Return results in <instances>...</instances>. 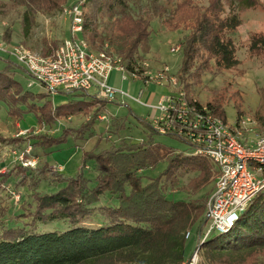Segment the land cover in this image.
<instances>
[{
	"label": "trees",
	"instance_id": "obj_1",
	"mask_svg": "<svg viewBox=\"0 0 264 264\" xmlns=\"http://www.w3.org/2000/svg\"><path fill=\"white\" fill-rule=\"evenodd\" d=\"M0 1L23 7L13 24L18 25L15 32L26 45L39 26V14L54 17L67 4V0ZM159 1L84 0L81 34L89 49L105 51L117 58L126 72L141 75L143 60L151 54L153 29L152 16L140 14V10L144 5ZM100 15L115 18L120 35L116 34L113 25L100 29L97 25ZM201 18L199 21L196 18L192 31L182 39V59L179 70L173 74L178 78L177 88L198 106L203 103L190 97L188 88L212 66L229 70L240 63L238 46L231 34L241 24L239 16L233 14L219 21L208 14ZM5 34L10 36L9 32ZM63 40L42 38V53L47 55ZM249 50H264V31L252 34ZM14 62L19 70L7 64L0 68V105H6L10 116L18 120L24 119L26 113H34L44 124L45 132L41 131L35 137L30 135L33 146L41 145L46 149L45 154H51L67 138L68 132H75V137L83 140L88 138L86 134H93L94 123L103 114L108 100L95 93L76 90L67 93L70 98L66 101L53 104L49 92H34L23 84L21 77L30 78V74L22 64ZM206 106L214 115L227 120L221 103L207 102ZM76 115L85 118L80 127L67 128L60 136L49 133L60 120H72ZM87 115L91 118L87 119ZM140 120L147 128V136L142 142L122 139L119 144L99 152L84 150L83 165L76 175L65 177L59 171L51 177L33 175L31 180H34L24 185L28 193L21 195L17 203L10 193L0 196L1 215L15 207L9 218L22 215L27 218L22 224L0 225V264H184L188 241L193 238V234L190 238L186 233L193 230L197 240L194 248L199 249L203 264H245L252 254L262 253L264 189L254 196L228 230L206 235L207 230L201 228L208 225V191L197 195L194 201L174 199L168 196L166 182L176 183L179 174L193 171L197 175L192 183L201 192L202 188L215 183L218 169L203 154H194L189 146L186 152L157 140L156 135L162 134L155 131L146 118L140 117ZM108 123V130L110 126L117 130L124 127L125 118L116 116ZM89 160H93L96 172L92 187L91 179L83 172ZM162 161L166 162L165 179L155 177L143 182L141 172ZM21 168L34 169L22 165ZM53 175L55 179H52ZM44 181L55 188L42 187ZM106 196L107 200L103 201ZM7 199H11L12 204ZM18 208L24 211L18 213ZM52 221H63L65 228L39 229L40 223ZM198 233H202L201 237Z\"/></svg>",
	"mask_w": 264,
	"mask_h": 264
},
{
	"label": "rangeland",
	"instance_id": "obj_2",
	"mask_svg": "<svg viewBox=\"0 0 264 264\" xmlns=\"http://www.w3.org/2000/svg\"><path fill=\"white\" fill-rule=\"evenodd\" d=\"M82 2L83 0H67L64 8ZM22 8L17 3L11 4V2L3 3L0 1V68L7 64L19 70L14 62L18 61L9 53L10 50L17 46L28 47L42 53V38L46 37L49 41L58 38H71V20L62 10L54 17L40 13L38 18L39 26L35 29L31 41H28V45H26V42L21 43L20 37L15 32L18 29V25H14L13 22L18 20L19 10ZM140 14L152 16L151 54L150 57L143 60V64L147 63V70L154 74L161 73L166 67L169 69L170 74L177 73L182 59L181 41L192 31L196 18H199L197 19L199 21L202 19L201 16L204 17L205 14H208L211 15L212 19L216 18L219 21V19L237 14L241 19V24L231 34L238 46L237 57L240 60L239 65L229 70H218L212 66L206 73L202 74L198 82L188 88V91L190 97L193 96L194 99L200 100L203 105H206L207 102L221 103L226 111V121L229 123L242 125V120H246L248 117L253 121L254 131L256 133H264V50H249L252 34L264 31V0H161L153 5H144L140 10ZM100 16L101 19L97 22L100 29L113 25L116 34L120 35V31L117 30L119 28L115 26L117 23L115 18L108 19L107 16ZM5 32H9L10 36L7 37ZM75 38L79 41L83 39L86 42L81 33L77 34ZM174 48H177L178 51H172ZM53 51L52 48L47 53L50 54ZM116 71L118 73H116L117 75L112 81L114 84L112 87L133 97H139L140 91L144 90L145 93L141 100L150 106L156 105L161 96H168L176 89L165 83V81L162 84L150 82L149 85H145L141 78L133 79L128 72L125 73L127 79L123 81L122 71ZM21 78L26 87H29L28 83L33 82V85L29 87L32 91L48 92V89L39 81H35L31 77ZM149 93L151 96L147 98ZM69 98L70 95L65 93H57L51 96L53 104L64 102ZM154 111L155 109L152 107L120 96L119 99L106 103L103 114L107 117L96 120L92 130L93 134L91 136L86 134V137H88L86 140L76 138L75 132H68L67 138L59 143L53 153L45 154L46 149L41 145L33 146L30 137V135L35 137L41 131H46L44 124L38 121L36 115L34 113H26L24 119L18 120L16 117L10 116L6 105H0V196L6 195V193L11 194L10 190L12 189L19 193L20 197L21 195L25 196L28 193V189L24 185L34 180H31L33 175L51 177L55 171L63 173L65 177L76 175L83 165L81 157L84 150L93 149L95 152H99L113 144H119L122 139L142 142L147 136L145 131L147 128L141 122L140 117L152 119L154 118ZM239 111L240 114L238 115ZM116 116L125 118L124 127L116 130L114 126H110L108 130V121H112ZM86 118L90 119L91 116L87 115ZM84 120L85 118H80L79 115L74 116L72 120L64 118L49 133L55 132L56 136H60L67 128L80 127ZM26 128L28 132L21 133ZM249 136L254 137L253 134ZM156 138L167 146L181 151H189L185 142L169 135H156ZM21 140H25V142ZM22 146H32L33 154H39L36 155L38 160L34 169L21 168V163L16 159L14 152ZM57 160L65 163V170L56 166ZM211 163L215 166L213 162ZM43 167H45V172H43ZM165 168L166 162L162 161L155 167L144 169L141 172L143 182L155 177H162L164 180ZM40 171H42L41 175ZM83 172L86 177L91 179L90 186H94L96 172L93 169V160L87 162ZM30 173L32 175H29ZM179 175L180 179L178 182L171 183L170 180L166 182L168 196L174 199L187 198L194 201L197 195L200 196L208 191L207 205L215 190L214 181L212 180L213 183L206 188H202L204 190L200 192V190L197 191L195 183H192L193 177L197 175L196 172L191 171L190 173ZM55 178L53 175L52 179ZM42 187L47 190L55 188L52 185H48L47 181L42 183ZM193 193H195L194 196L191 195ZM107 196L103 198V201L107 200ZM12 198L16 201L13 195ZM7 201L12 204L11 199H7ZM14 210L16 208L12 207L10 211L1 215L0 208V225L14 226L16 223L22 224L23 220L27 219L23 215L9 218L8 216ZM17 211L20 213L24 210L18 208ZM64 228L63 221L39 224L40 230H61ZM201 230L206 231L207 224L203 225ZM193 232L195 230L191 233L193 238L190 237L191 239L189 238L190 240L188 241L187 258L191 255V250L196 249V247L194 248L197 242L196 233ZM201 234L198 233V237H201ZM263 263L264 250L261 254L260 252L252 254L245 262V264ZM200 264H203L201 260ZM228 264L230 263L228 262ZM231 264L234 263L232 262Z\"/></svg>",
	"mask_w": 264,
	"mask_h": 264
},
{
	"label": "built area",
	"instance_id": "obj_3",
	"mask_svg": "<svg viewBox=\"0 0 264 264\" xmlns=\"http://www.w3.org/2000/svg\"><path fill=\"white\" fill-rule=\"evenodd\" d=\"M83 2L63 9V13L71 20V38L64 39L52 53L44 55L24 46H17L9 53L51 95L79 90L95 93L108 101H114L120 95L154 107L158 111L151 121L155 131L178 137L193 149L194 154H203L218 169L215 190L207 203L209 231L211 225L228 211L236 198L249 197L264 189V133L254 131L251 118L242 120V125L231 124L214 115L206 105L198 106L195 100H188L185 92L177 88V76L170 74L167 67L161 73L154 74L147 70L148 64L144 63L141 75L130 74L133 79L141 78L145 85L150 82L162 84L165 81L176 88L157 105L150 106L141 100L144 90L140 91L139 97H133L112 87L109 77L114 70L122 71V80L127 79L122 64L105 51L90 50L83 39L79 41L75 38L83 30ZM172 51L178 49L174 48ZM28 85L31 87L33 82ZM106 117L101 114L99 119ZM23 132H28V129L21 133ZM250 134L254 137H250ZM32 149V146H27L14 152L22 166L36 167L38 159ZM10 192L18 201L19 193L13 189ZM245 207L246 202L240 204L241 209ZM239 217L240 215L227 228L217 232L228 230ZM207 231L206 235H209ZM190 235L188 231L186 237ZM200 258L199 249L196 248L184 264H200Z\"/></svg>",
	"mask_w": 264,
	"mask_h": 264
},
{
	"label": "water",
	"instance_id": "obj_4",
	"mask_svg": "<svg viewBox=\"0 0 264 264\" xmlns=\"http://www.w3.org/2000/svg\"><path fill=\"white\" fill-rule=\"evenodd\" d=\"M259 192H257V193H259ZM257 193H255V194L253 193L249 197L241 196V197L236 198L234 200L233 204L228 209V211L224 215H221L220 217H218L216 219V221L211 225L209 231H207V234L208 233L211 234V233L217 232L219 230L227 228L230 224H232L237 219L238 215H241L245 211V209L248 207V205L250 204V202L252 201V199L254 198V196ZM244 202H246V207L241 209L240 208V204H242ZM222 224H224V225H222Z\"/></svg>",
	"mask_w": 264,
	"mask_h": 264
},
{
	"label": "crops",
	"instance_id": "obj_5",
	"mask_svg": "<svg viewBox=\"0 0 264 264\" xmlns=\"http://www.w3.org/2000/svg\"><path fill=\"white\" fill-rule=\"evenodd\" d=\"M116 73H118V71H116L115 72V70L111 73V75H110V77H109V83H110V85H114L113 83H112V81L115 79V77H116ZM124 81V80H123ZM145 93V92H144ZM144 93H143V95H144ZM140 94V93H139ZM142 95V96H143ZM141 96V97H142ZM151 95H150V93L149 94H147V98H149ZM119 97H120V95H118V97L115 99V100H117V99H119ZM166 96H161L160 97V99H159V101L160 100H162V99H164ZM159 101H158V103H159ZM157 103V104H158ZM156 104V105H157ZM153 109H155L154 107H152ZM158 113V111L155 109V111H154V116L156 115ZM149 116V115H148ZM146 118V117H145ZM153 119V118H152ZM152 119L150 118V119H147V120H149L150 122L152 121ZM27 129V128H26ZM56 166H59L60 168H64V170L66 169V166H65V163H63V162H61V161H59V160H57L56 161ZM64 172V171H63Z\"/></svg>",
	"mask_w": 264,
	"mask_h": 264
}]
</instances>
